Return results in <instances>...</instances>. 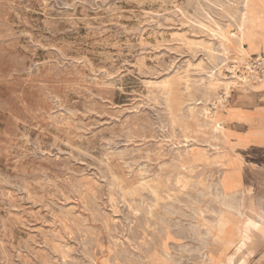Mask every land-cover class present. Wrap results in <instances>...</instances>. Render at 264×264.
<instances>
[{"label": "rangeland", "instance_id": "rangeland-1", "mask_svg": "<svg viewBox=\"0 0 264 264\" xmlns=\"http://www.w3.org/2000/svg\"><path fill=\"white\" fill-rule=\"evenodd\" d=\"M254 5L242 56V0H0V264H264V166L218 184L241 165L235 104L264 85ZM234 68L251 85L226 91Z\"/></svg>", "mask_w": 264, "mask_h": 264}, {"label": "bare ground", "instance_id": "bare-ground-1", "mask_svg": "<svg viewBox=\"0 0 264 264\" xmlns=\"http://www.w3.org/2000/svg\"><path fill=\"white\" fill-rule=\"evenodd\" d=\"M214 1V0H213ZM222 1V0H221ZM243 1V11H242V13H241V15H240V18H238L237 17V19H239V21H238V29H239V36L237 37V47H238V49H239V51H240V53H241V55L242 56H248L249 54H250V52L253 50V48L255 47V45H254V40H253V36H254V34H253V32H252V28H253V26H252V23H253V14L255 13V8H254V2H255V0H242ZM198 3V2H197ZM205 3H207V2H205ZM235 3V2H234ZM219 4V3H218ZM199 5V4H198ZM203 7V6H202ZM211 7V6H210ZM216 7V6H215ZM219 7V6H218ZM227 7V6H226ZM214 9H217V8H214ZM234 9V8H233ZM236 9V8H235ZM218 10V9H217ZM207 12H209V11H207ZM180 13V12H179ZM204 13V12H203ZM224 13V12H223ZM216 14V13H215ZM238 14V13H237ZM201 15V14H200ZM206 17H208L207 15H205ZM204 17V16H203ZM224 17V16H223ZM226 17V16H225ZM200 19V18H199ZM202 19V18H201ZM229 19H231V18H229ZM228 19V20H229ZM236 19V18H235ZM192 20V19H191ZM195 23H196V21L195 20H193ZM211 21V20H210ZM204 22V21H203ZM207 23V22H206ZM234 23V22H233ZM190 24V23H189ZM234 25V24H233ZM197 26V25H196ZM202 27H203V25H201ZM223 26V25H222ZM227 26V25H226ZM215 27V26H214ZM198 28V27H197ZM200 28V27H199ZM213 28V27H212ZM203 29V28H202ZM209 29V28H208ZM211 30V29H210ZM238 33V32H237ZM207 34V33H206ZM212 36H213V34H212ZM211 36V37H212ZM234 36V35H233ZM218 38V37H217ZM184 39V38H183ZM208 40V39H207ZM218 40V39H217ZM201 41V40H200ZM184 42H186V41H184ZM203 42V41H202ZM201 42V43H202ZM200 43V42H199ZM214 43V42H213ZM187 44V43H186ZM196 44V43H195ZM207 44V43H206ZM218 44V43H217ZM197 45V44H196ZM199 45V44H198ZM203 45V44H202ZM221 45V44H220ZM215 46V45H214ZM206 47V46H205ZM217 48V47H216ZM211 49V48H210ZM209 49V50H210ZM203 50V49H202ZM217 50H218V48H217ZM220 50V49H219ZM228 50V49H227ZM204 51V50H203ZM225 51H226V49H225ZM207 52V51H206ZM217 55V54H216ZM209 56V55H208ZM212 56V55H211ZM214 58V57H213ZM218 58V57H217ZM210 61V60H209ZM222 61V60H221ZM220 63V62H219ZM215 65V64H214ZM223 66H224V64H223ZM201 67V66H200ZM215 67V66H214ZM208 68V67H207ZM210 68V67H209ZM222 68V67H221ZM206 69V68H205ZM196 71H198V70H196ZM237 68H234L233 69V71H232V73H233V78L234 79H236V81H228L227 82V84L225 85V90L227 91V90H229L230 89V86H233V85H236V84H238V83H243V85H245L246 87H248V85H251V83H250V77L248 78V77H241V76H238L237 75ZM200 72V71H199ZM206 72V71H205ZM174 73V72H173ZM203 73H204V71H203ZM207 73V72H206ZM205 73V74H206ZM183 74V73H182ZM185 74V73H184ZM210 74V73H209ZM211 75H213V74H211ZM215 75H216V73H215ZM218 75V74H217ZM188 76V75H187ZM189 77V76H188ZM187 77V78H188ZM209 77V76H208ZM214 77H216V76H214ZM224 79V78H223ZM155 81V80H154ZM219 81V80H218ZM222 81V80H221ZM193 82V81H192ZM186 84V83H185ZM208 84V83H207ZM145 85V84H144ZM191 85H193V84H191ZM195 85V84H194ZM194 85H193V87H194ZM187 86H188V84H187ZM197 86V85H196ZM249 87H251V88H249V89H252V88H255L254 86H249ZM205 89H208V88H205ZM187 90V89H186ZM149 92V91H148ZM161 92V91H160ZM205 92V91H204ZM207 92V91H206ZM191 93V92H190ZM159 94V93H158ZM211 94V93H210ZM154 98H156V97H154ZM160 98V97H159ZM163 98V97H162ZM188 98V97H187ZM194 99V98H193ZM207 99V98H206ZM154 100V99H153ZM195 103V102H194ZM167 106V105H166ZM188 106V105H187ZM186 110H188V109H186ZM190 115V114H189ZM190 117V116H189ZM211 119V118H210ZM206 122V121H205ZM209 122V121H208ZM202 123V122H201ZM209 124H211V123H209ZM196 126H197V124H196ZM217 127V126H216ZM173 129V128H172ZM155 130V129H154ZM170 130V129H169ZM162 131V130H161ZM215 131H216V128H215ZM158 132V131H157ZM161 133V132H160ZM214 133V132H213ZM145 134V133H144ZM168 134V133H167ZM166 134V135H167ZM169 135V134H168ZM172 135V134H171ZM182 136V135H181ZM144 137H146V136H144ZM157 138V137H156ZM182 138V137H181ZM184 138V137H183ZM185 140V139H184ZM207 141V140H206ZM212 141V140H211ZM141 142V141H140ZM151 142V141H150ZM167 142V141H166ZM169 142V141H168ZM189 142V141H188ZM195 142V141H194ZM201 142V141H200ZM165 144V143H164ZM170 144V143H169ZM205 144V143H204ZM145 145V144H144ZM155 145V144H154ZM178 146V145H177ZM196 146V145H195ZM199 146H201V145H199ZM155 147V146H154ZM165 147V146H164ZM167 147V146H166ZM192 147V146H191ZM162 149V148H161ZM160 149V150H161ZM181 149V148H180ZM169 150H171V149H169ZM136 151V150H135ZM147 151V150H146ZM131 152V151H130ZM171 152V151H170ZM183 152V151H182ZM148 154V153H147ZM175 154V153H174ZM222 154V153H221ZM131 155V154H130ZM142 156V155H141ZM177 158H179V157H177ZM140 159V158H139ZM176 159V158H175ZM129 161V160H128ZM169 161V160H168ZM158 162V161H157ZM207 163V162H206ZM138 164V163H137ZM173 164H175V163H173ZM165 165V164H164ZM206 166V165H205ZM232 166L234 167V168H232V169H229V170H227V171H225V173L222 175V178L220 179V181L218 182V184L220 185V187H221V190L223 191V196H229V195H231V194H233L234 192H237L238 191V188H239V186L241 185V176H240V174H239V164L237 165V166H235L234 164H232ZM147 167H148V165H147ZM217 168V167H216ZM221 168V167H220ZM194 169V168H193ZM106 170V169H105ZM146 170H148V169H146ZM152 170V169H151ZM160 170V169H159ZM175 170V169H174ZM206 170V169H205ZM108 171V170H107ZM185 171V170H184ZM73 172V171H72ZM199 172V171H198ZM197 172V173H198ZM202 173V172H201ZM105 174V173H104ZM155 174V173H154ZM169 174V173H168ZM109 175V174H108ZM156 175V174H155ZM189 175V174H188ZM167 176V175H166ZM96 177V176H95ZM100 177V176H99ZM113 177V176H112ZM177 177V176H176ZM175 177V178H176ZM192 177V176H191ZM156 178V177H155ZM196 178V177H195ZM111 179V178H110ZM78 181V180H77ZM37 182V181H36ZM111 182V181H110ZM114 182V181H113ZM116 182V181H115ZM195 183V182H194ZM196 183H198V182H196ZM103 184H104V182H103ZM116 184V183H115ZM83 185V184H82ZM110 185V184H109ZM194 185V184H193ZM198 185V184H197ZM175 186V185H174ZM196 186V185H195ZM203 186H205V185H203ZM114 187V186H113ZM176 187V186H175ZM198 187V186H197ZM207 187V186H206ZM203 189V188H202ZM213 189H214V187H213ZM213 189H211V190H213ZM81 190V189H80ZM113 190V189H112ZM116 190V189H115ZM190 190V189H189ZM216 190H219V189H217L216 188ZM108 191V190H107ZM165 191V190H164ZM192 191V190H191ZM249 190L246 188V189H244L243 190V192H242V195H243V197L245 196V192H248ZM162 192V191H161ZM198 192V191H197ZM105 193V192H104ZM219 194V193H218ZM106 195V194H105ZM199 195H201V194H199ZM203 195V194H202ZM209 195V194H208ZM214 195V194H213ZM92 196V195H91ZM207 196V195H206ZM215 196V195H214ZM237 196V195H236ZM170 197H173V196H170ZM224 197V198H225ZM242 197V196H241ZM93 198V197H92ZM118 198V197H117ZM120 198V197H119ZM108 199V198H107ZM174 199V198H173ZM184 199V198H183ZM207 200H208V198H206ZM220 199V198H219ZM226 199V198H225ZM124 200V199H123ZM196 200V199H195ZM214 200V199H213ZM229 200V199H228ZM155 201V200H154ZM120 202V201H119ZM142 202V201H141ZM198 202V201H197ZM205 202V201H204ZM214 202V201H213ZM216 202V201H215ZM240 202V201H239ZM92 203V202H91ZM112 203V202H111ZM122 203H123V201H122ZM124 203H125V201H124ZM143 203V202H142ZM172 203V202H171ZM241 203V202H240ZM113 204V203H112ZM117 204V203H116ZM145 204V203H144ZM147 204V203H146ZM162 204V203H161ZM169 204V203H168ZM242 204V203H241ZM124 205V204H123ZM127 205V204H126ZM125 205V206H126ZM166 204H164L163 206H165ZM173 205V204H172ZM204 205V204H203ZM177 206V205H176ZM206 206V205H205ZM108 207V206H107ZM117 207V206H116ZM185 207V206H184ZM212 207V206H211ZM210 207V208H211ZM222 207V206H221ZM97 208V207H96ZM190 208V207H189ZM195 208V207H194ZM103 209H105V208H103ZM166 209V208H165ZM198 209V208H197ZM216 209H217V207H216ZM219 209H220V207H219ZM241 209V208H240ZM102 210V209H101ZM135 210H137V209H135ZM146 210V209H145ZM149 210V209H148ZM182 210V209H181ZM63 211V210H62ZM171 211V210H170ZM179 211V210H178ZM167 212V211H166ZM186 212V211H185ZM188 212V211H187ZM206 212V211H205ZM217 212V211H216ZM232 212V211H231ZM235 212H236V210H235ZM69 213V212H68ZM102 213V212H101ZM141 213V212H140ZM165 213V212H164ZM189 213V212H188ZM234 213V212H233ZM241 213V212H240ZM74 214V213H73ZM118 214V213H117ZM179 214V213H178ZM198 214V213H197ZM131 215H133V214H131ZM149 215V214H148ZM169 215V214H168ZM235 215V214H234ZM190 216H191V214H190ZM193 216V215H192ZM204 216V215H203ZM64 217V216H63ZM188 217V216H187ZM214 217V216H213ZM62 218V217H61ZM65 218V217H64ZM195 218V217H194ZM193 218V219H194ZM208 218V217H207ZM69 219H71V218H69ZM239 219H242V218H239ZM123 220H124V218H123ZM204 220V219H203ZM73 221V220H72ZM251 221V220H250ZM249 221V222H250ZM67 222H69V221H67ZM104 222V221H103ZM192 222V221H191ZM252 222V221H251ZM71 223V222H70ZM123 223V222H122ZM246 223V222H245ZM147 224V223H146ZM157 224V223H156ZM227 224H229V218H228V214H227V212H225V211H223V212H221L220 214H219V216L217 217V219L215 220V224H214V227H213V237H214V239L215 240H220V241H222V233L225 231V229H226V226H227ZM253 224V223H252ZM72 225V224H71ZM104 225V224H103ZM243 225V224H242ZM114 226V225H113ZM120 226V225H119ZM125 226V225H124ZM130 226V225H129ZM136 226V225H135ZM155 226V225H154ZM197 226V225H196ZM199 226V225H198ZM258 226V225H257ZM72 227H73V225H72ZM76 227V226H75ZM79 227V226H78ZM81 227V226H80ZM145 227V226H144ZM157 227V226H156ZM180 227V226H179ZM64 228V227H63ZM106 228V227H105ZM122 228V227H121ZM132 228H133V226H132ZM194 228V227H193ZM77 229V228H76ZM82 229V228H81ZM85 229V228H84ZM152 229H155V228H152ZM201 229V228H200ZM254 229V228H253ZM260 229V228H259ZM121 230V229H120ZM137 230V229H136ZM155 230H157V228L155 229ZM262 230V229H261ZM260 230V231H261ZM264 230V229H263ZM76 231H78V229L76 230ZM86 231V230H85ZM84 231V232H85ZM90 231V230H89ZM126 231H127V229H126ZM131 231V230H130ZM148 231V230H147ZM206 231V230H205ZM81 232V231H80ZM83 232V231H82ZM152 232V231H151ZM190 232V231H189ZM193 232V231H192ZM76 233V232H75ZM205 233V232H204ZM238 234H240L241 232H240V230H239V232H237ZM264 233V232H263ZM114 234V233H113ZM199 234V233H198ZM208 234V233H207ZM252 234V233H251ZM123 235V234H122ZM247 235V234H246ZM263 235V234H262ZM81 236V235H80ZM84 236V235H83ZM129 235H127V237H128ZM243 236V235H242ZM64 237V236H63ZM109 237V236H108ZM208 237V236H207ZM58 238V237H57ZM61 238V237H60ZM113 238V237H112ZM137 238V237H136ZM176 238V237H175ZM184 238V237H183ZM189 238V237H188ZM195 238V237H194ZM205 238V237H204ZM89 239V238H88ZM90 239H92V238H90ZM146 239V238H145ZM193 239V238H192ZM202 239V238H201ZM211 239V238H210ZM123 240V239H122ZM132 240V239H131ZM63 241V240H62ZM78 241H79V239H78ZM92 241V240H91ZM90 241V242H91ZM196 241V240H195ZM242 241V240H241ZM66 242V241H65ZM137 242V241H136ZM147 242V241H146ZM151 242V241H150ZM194 242V241H193ZM211 242V241H210ZM85 243V242H84ZM113 243V242H112ZM116 243V242H115ZM242 243V242H241ZM240 243V244H241ZM80 244H82V242L80 243ZM139 244V243H138ZM142 244V243H141ZM169 244V243H168ZM197 244V243H196ZM204 244V243H203ZM233 244V242H226V243H223V245H224V248L226 247V246H229V245H232ZM59 245V244H58ZM68 245V244H67ZM158 245V244H157ZM130 246H133L132 245V243L130 244ZM204 246V245H203ZM211 246V245H210ZM62 247H65V246H62ZM83 247V246H82ZM92 247V246H91ZM101 247V246H100ZM122 247V246H121ZM153 247H154V245H153ZM145 248V247H144ZM147 248V247H146ZM176 248V247H175ZM190 248H192V247H190ZM1 249V248H0ZM60 249V248H59ZM88 249V248H87ZM112 249V248H111ZM148 249V248H147ZM171 249V248H170ZM197 249V248H196ZM205 249V248H204ZM244 249V248H243ZM82 250V249H81ZM84 250H86V249H84ZM122 250V249H121ZM198 250V249H197ZM181 251V250H180ZM60 252V251H59ZM87 252V251H86ZM100 252V251H99ZM121 252V251H120ZM178 252V251H177ZM208 252V251H207ZM226 252V251H225ZM251 252H252V250H251ZM3 253V252H2ZM66 253V252H65ZM101 253V252H100ZM125 253V252H124ZM165 253V252H164ZM248 253V252H247ZM67 254V253H66ZM202 254V253H201ZM226 254V253H225ZM81 255V254H80ZM135 255V254H134ZM165 255V254H164ZM175 255V254H174ZM209 255V254H208ZM249 255V254H248ZM72 256V255H71ZM122 256V255H121ZM126 256V255H125ZM170 256V255H169ZM194 256V255H193ZM203 256V255H202ZM84 257V256H83ZM90 257V256H89ZM88 257V258H89ZM115 257V256H114ZM159 257H161V256H159ZM166 257V256H165ZM86 258V257H85ZM167 258V257H166ZM205 258V257H204ZM68 259V258H67ZM162 259V258H161ZM189 259V258H188ZM228 259V258H227ZM60 260V259H59ZM110 260V259H109ZM135 260V259H134ZM149 260V259H148ZM193 260V259H192ZM205 260V259H204ZM120 261V260H119ZM140 261V260H139ZM172 261V260H171ZM185 260H183L182 262H184ZM188 261H190V260H188ZM236 261V260H235ZM6 262V261H5ZM47 262V261H46ZM57 262V261H56ZM64 262V261H63ZM66 262V261H65ZM64 262V263H65ZM129 262V261H128ZM147 262V261H146ZM226 262V261H225ZM224 262V263H225ZM240 262V261H239ZM238 262V263H239ZM63 263V264H64ZM79 263V262H78ZM77 263V264H78ZM86 263V262H85ZM122 263V262H121ZM164 263V262H163ZM214 263V260L211 258V257H208V260L206 261V264H213ZM222 263V262H221ZM7 264V263H6ZM9 264V263H8ZM71 264V263H70ZM81 264V263H80ZM88 264V263H87ZM94 264V263H93ZM142 264V263H141ZM188 264V263H187ZM219 264V263H218ZM240 264H242V263H240Z\"/></svg>", "mask_w": 264, "mask_h": 264}, {"label": "crops", "instance_id": "crops-1", "mask_svg": "<svg viewBox=\"0 0 264 264\" xmlns=\"http://www.w3.org/2000/svg\"><path fill=\"white\" fill-rule=\"evenodd\" d=\"M233 115L234 122L232 123L237 129L232 133L241 143L242 158L238 168L240 170L242 167L246 168L248 160L251 165L264 166V85L252 88L243 94L235 104ZM254 181L252 177L251 186H254ZM249 186L247 184L245 187ZM252 218L254 219V216Z\"/></svg>", "mask_w": 264, "mask_h": 264}, {"label": "built area", "instance_id": "built-area-1", "mask_svg": "<svg viewBox=\"0 0 264 264\" xmlns=\"http://www.w3.org/2000/svg\"><path fill=\"white\" fill-rule=\"evenodd\" d=\"M262 60V63L260 64V66H261V69H260V71L261 72H259L260 73V76L262 77V78H264V59H260V61Z\"/></svg>", "mask_w": 264, "mask_h": 264}]
</instances>
